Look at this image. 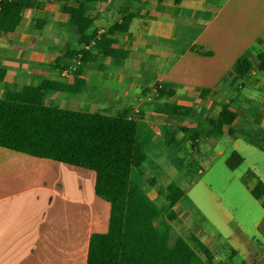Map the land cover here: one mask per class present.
<instances>
[{
  "label": "crops",
  "instance_id": "0c3cea01",
  "mask_svg": "<svg viewBox=\"0 0 264 264\" xmlns=\"http://www.w3.org/2000/svg\"><path fill=\"white\" fill-rule=\"evenodd\" d=\"M82 2L39 0L37 8L24 12L14 31L2 34L0 94L31 92L43 79L72 81L66 70L55 69V60L66 48H77L75 30L81 15L64 13L63 6ZM124 13L133 14L128 31L114 34L111 46L128 55L96 53L95 61L84 64L81 76L88 88L74 97L52 93L53 102L46 98V106L111 115L114 110L128 111L145 127L139 137L148 159L153 146L181 140L182 128L198 133V144L210 128L209 119L228 104L235 112L232 128L264 148V104L255 103L249 93L235 99L227 93L238 58L245 56L252 64L241 81L258 71L257 52L264 48V0H93L84 6V15L93 21L91 31L106 33ZM34 19L43 21L40 29ZM61 65L76 68L71 59H63ZM157 84L172 95H146L144 89ZM203 89L210 93L201 96ZM156 98L162 104L153 109L148 103ZM176 107L190 111L174 114ZM133 109L139 113L133 115ZM169 131L171 138L160 137ZM175 174L166 169L165 178ZM248 174L256 179L251 188L261 181L250 170ZM132 179L139 184L134 174ZM94 184L93 171L0 147V264H85L90 236L105 233L109 220V204L95 195ZM179 202L173 210L180 220L184 210ZM186 227L211 251L213 264H222L220 249L210 248L205 234ZM236 253L232 247L229 254ZM250 264H264V251Z\"/></svg>",
  "mask_w": 264,
  "mask_h": 264
},
{
  "label": "trees",
  "instance_id": "16d2710c",
  "mask_svg": "<svg viewBox=\"0 0 264 264\" xmlns=\"http://www.w3.org/2000/svg\"><path fill=\"white\" fill-rule=\"evenodd\" d=\"M84 2L63 6L64 13L81 15L75 30L77 48H66L55 60V69L66 70L72 81L43 79L31 92H4L0 97V147L95 173L94 192L109 204V220L105 233L90 236L85 264H213L211 251L194 234L188 236L192 245L173 234L170 222L179 220L173 207L184 195L183 190L170 182L158 191L165 200L159 208L132 179L147 156L140 142L137 121L128 117V111L108 115L44 104L52 93L80 94L87 86V81L81 78L84 64L95 61L96 53L111 57L128 55L127 51L111 46L112 36L128 31L133 14L124 13L106 33L97 35L96 30L91 31L93 21L84 15ZM38 5L39 0H0V37L14 31L24 12ZM32 22L38 29L43 24L40 19ZM257 56L258 70L264 71V48ZM63 59L73 60L76 68L62 66ZM251 69L250 61L241 56L232 67L231 82L241 80ZM157 92L158 96L173 93L162 89ZM208 93L209 89H203L200 95ZM173 111L186 115L190 109L176 107ZM234 118L235 112L228 104L223 105L218 116L209 119L210 128L204 135L232 136ZM181 130L189 135L192 147L196 146L199 134L193 129ZM236 157L240 159L237 154ZM250 192L264 209V184L258 181Z\"/></svg>",
  "mask_w": 264,
  "mask_h": 264
},
{
  "label": "rangeland",
  "instance_id": "374dc122",
  "mask_svg": "<svg viewBox=\"0 0 264 264\" xmlns=\"http://www.w3.org/2000/svg\"><path fill=\"white\" fill-rule=\"evenodd\" d=\"M251 82L253 86H250ZM153 86L144 89L146 95L157 93L147 92V88ZM227 93L231 99L249 93L255 103L264 104V71L258 70L248 80H238L227 86ZM52 102L49 97L48 103ZM161 104L162 99L158 98L148 103L153 109H158ZM219 104L222 106L224 103ZM138 113V110H132L133 115ZM112 114H115V110ZM128 117L132 118L129 113ZM137 126L139 133H142L145 129L143 124L138 125L137 122ZM233 130L232 136L225 134L217 138L209 135L213 139L209 142L203 135L193 147L189 137L181 131L183 137L178 142L172 140L167 145L161 144L160 148L153 146L148 152L150 158L141 166L143 172H135L134 177L140 187L145 180L141 188L159 208L163 207L165 200L158 191L163 190L168 183L173 182L184 190L179 202L184 217L172 222L173 234L189 241L190 233L186 227L189 225L190 230L205 234V242L210 248L220 249L222 255L218 257L222 264L223 260L228 264H250L254 255L264 251V209L251 195L250 188L256 179L249 176L248 171L264 182V148L260 149L247 141L242 130ZM162 136L171 138V131L161 132ZM261 138H264L263 135ZM148 162L153 165V170L149 168ZM166 169L175 171L173 179L165 178ZM140 179L143 181L139 182ZM147 179L154 181L148 182ZM177 211L182 210L178 207ZM232 247L237 253L230 255ZM199 256L201 260L205 259L203 255Z\"/></svg>",
  "mask_w": 264,
  "mask_h": 264
},
{
  "label": "built area",
  "instance_id": "2783aa9c",
  "mask_svg": "<svg viewBox=\"0 0 264 264\" xmlns=\"http://www.w3.org/2000/svg\"><path fill=\"white\" fill-rule=\"evenodd\" d=\"M103 33H104L103 31H100V32H98V35H101ZM93 43H94V40L91 42V45ZM87 48H89V46ZM197 51L198 52H201V49H197ZM161 88H162L161 84H157V85H154L153 87H148L147 88V92H154V93H156Z\"/></svg>",
  "mask_w": 264,
  "mask_h": 264
}]
</instances>
